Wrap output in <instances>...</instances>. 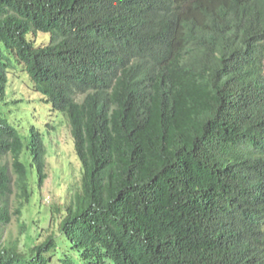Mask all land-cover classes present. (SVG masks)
<instances>
[{
	"label": "trees",
	"instance_id": "trees-1",
	"mask_svg": "<svg viewBox=\"0 0 264 264\" xmlns=\"http://www.w3.org/2000/svg\"><path fill=\"white\" fill-rule=\"evenodd\" d=\"M17 72L82 177L56 231L0 264H264V0H0L1 99ZM8 156L0 232L48 179L43 134L0 113Z\"/></svg>",
	"mask_w": 264,
	"mask_h": 264
},
{
	"label": "rangeland",
	"instance_id": "rangeland-1",
	"mask_svg": "<svg viewBox=\"0 0 264 264\" xmlns=\"http://www.w3.org/2000/svg\"><path fill=\"white\" fill-rule=\"evenodd\" d=\"M37 39L48 43L45 35L39 34ZM9 78V94L0 98V113L25 135L41 132L48 150V179L42 187L34 179L31 201L21 215L16 214L19 207L16 195L11 196L12 222L0 232L1 244L20 237L21 248L26 250L56 231L66 205L81 186L82 169L75 154L70 125L64 116L53 113L49 104L38 100L39 95L31 90L27 75L17 72ZM17 100L25 101L12 103ZM2 165L11 169L12 159L8 156L0 160V167Z\"/></svg>",
	"mask_w": 264,
	"mask_h": 264
}]
</instances>
